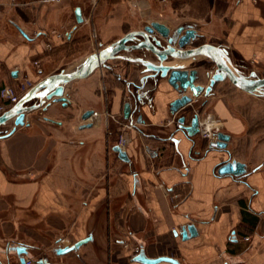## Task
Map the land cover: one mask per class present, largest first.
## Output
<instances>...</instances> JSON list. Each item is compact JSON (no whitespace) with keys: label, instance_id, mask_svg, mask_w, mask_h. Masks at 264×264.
I'll list each match as a JSON object with an SVG mask.
<instances>
[{"label":"crops","instance_id":"0c3cea01","mask_svg":"<svg viewBox=\"0 0 264 264\" xmlns=\"http://www.w3.org/2000/svg\"><path fill=\"white\" fill-rule=\"evenodd\" d=\"M227 1L221 44L244 60L264 61V0ZM70 3L0 0V80L6 71L20 69L18 78L32 81L38 76V83L63 70L47 72L45 66L50 56L61 57L72 38L47 54L41 43L21 42L11 28L31 35L56 29ZM77 7L74 18L79 23ZM152 62L157 63L155 58ZM111 66L116 75L122 74L121 68ZM98 69L66 85L68 103L52 102L45 110L28 112L24 126L0 137V252L24 243L31 264H45L38 262L39 256H47L50 264H145L132 261L139 245L148 257L169 256L180 264H264V135L252 130L264 121H229L236 130L245 126L248 132L229 133L231 154L203 150L191 165L171 166L167 153L156 157L140 152L134 155V170L103 143L104 105L89 85L97 81ZM115 89L111 112L119 115L121 91ZM87 110L93 114L85 120ZM167 113L161 100L148 119L160 121ZM231 159L246 163V173L218 175V167ZM61 238L65 241L59 243ZM85 238L89 240L78 250L57 254L58 247ZM11 255L17 264L15 253Z\"/></svg>","mask_w":264,"mask_h":264},{"label":"rangeland","instance_id":"374dc122","mask_svg":"<svg viewBox=\"0 0 264 264\" xmlns=\"http://www.w3.org/2000/svg\"><path fill=\"white\" fill-rule=\"evenodd\" d=\"M228 5L229 1L227 0H73V3H70L62 13L59 27L45 30V41L39 43L48 54L53 53L54 47L52 46L72 38L70 42H67L69 44L61 49L63 52L61 57L54 59V56H50L51 58H48L51 61L49 65L45 66V69L47 72L54 69L69 71L102 46L116 41L130 31L142 30L154 21L168 25L172 31L181 25L197 24L201 36L192 45L206 42L224 44L225 39L222 37V33L223 25L228 19ZM76 6L83 9L84 20L81 23H77L74 18V7ZM100 43H102L101 47ZM229 50L235 67L244 75L249 76V72L254 70L259 76H264L263 60L247 61L241 58L235 50L231 48ZM129 54L136 56L138 52L134 51ZM202 61L206 63V67L197 68L203 75L204 83L207 84L215 73V64L200 56L196 60H188L191 63L189 66ZM109 64L121 68L122 73L124 70L137 69L134 65L126 66L125 62L120 60L109 62ZM99 68L96 73L97 81L93 80L89 85L90 89H94V92L100 96L104 105V117H107L108 112L105 111V108L108 111L111 109L112 97L116 91L111 88L116 83H112V76L106 77L109 71L107 68ZM101 70L102 72H99ZM208 73L210 76L207 75ZM38 78V76L35 77L32 82H36L35 80ZM106 79L109 81L107 80V82ZM118 86L120 85L118 84ZM105 87L108 89V97H105ZM208 112L211 115L203 116V126L208 128L215 126L222 132L244 135L248 133L245 126L236 130L229 124V121L239 120L244 124L246 121L248 123L259 121L258 123L261 124L260 121H264V97L243 91L229 80L220 81L215 85L209 99L206 114ZM116 124L118 123L110 122L111 129H114ZM9 126H13V122ZM247 128L251 130L250 127ZM125 129L127 130V128ZM126 130L120 132H125L124 135L127 136L128 131L126 132ZM252 130L255 134L264 135V123L260 126H253ZM236 150L242 152L243 146L237 147ZM108 182L109 180L106 181V184Z\"/></svg>","mask_w":264,"mask_h":264},{"label":"water","instance_id":"95a60500","mask_svg":"<svg viewBox=\"0 0 264 264\" xmlns=\"http://www.w3.org/2000/svg\"><path fill=\"white\" fill-rule=\"evenodd\" d=\"M76 18L79 23L83 22L82 11L80 7L76 8ZM19 30L25 35L26 33L19 27ZM157 32L163 40H166V45L161 43V39L152 35ZM138 36H143L144 41H140L136 45H127L129 40L138 39ZM153 36L154 40H151ZM201 36L199 27L197 24H187L177 27L175 30L161 22L154 21L151 25H146L143 30H133L128 32L123 37L110 43L106 47L99 49L97 52H93L83 59L73 70H61L58 73H54L45 77L31 87L20 100L13 104L9 109L0 115V126L9 122H13L14 126L10 131L6 133H0V137H6L12 134L19 126L26 124L25 117L28 112L47 109L52 102L68 103L69 98L65 95V87L75 79H82L90 76L96 68L105 67L112 69L109 65V61L116 59H129L142 63L146 66L147 71H162V76L168 77L169 83L176 89L192 92L193 96H197L202 90L201 85H196L195 80L197 78L196 69H185L189 67L188 61H184L188 58L200 56L206 58L215 64V73L210 78L209 85L205 88V93L209 94L214 85L220 81L229 80L237 88L254 94L258 97H264V76H259L254 70L249 72V76L244 75L234 65L233 59L230 55V50L227 46L216 43H203L200 45H192ZM102 43H100V47ZM145 48L148 52H151L156 56L157 63H147L141 58L131 56L129 53L134 49ZM121 51H126L127 55L120 54ZM165 62L170 64L165 65ZM183 62V63H177ZM192 62V61H190ZM16 72H14L15 74ZM242 75L243 78L238 77ZM252 77V78H250ZM191 96L183 95L182 97L174 100L171 105V110L176 111L180 106L185 105L191 101ZM36 100L31 105L27 103ZM93 114L92 110H87L83 119H88ZM130 114V104H126L125 117L128 118ZM42 121H53L48 117H39ZM93 123H87L82 125L84 127H91ZM198 119L194 118L193 130L189 131V135L193 136L198 132ZM217 141L211 142V145L215 146L218 150L226 151L228 142L231 139V135L226 132L219 131L216 134ZM114 150L117 151L121 160L129 162L127 153L116 145ZM248 166L242 161L231 159L223 162L217 169L218 175H233L239 177L246 173ZM89 238L78 240L77 242L60 246L56 252L59 255L67 254L71 251L78 250L81 245L87 242ZM16 252V263L26 264L27 258L30 259L31 255L28 246L24 243L14 245ZM132 261L142 262L145 264H157L162 261L171 262L172 264H180L178 259L169 256H158L155 258L148 257L145 249L142 247L140 251L133 256ZM50 264L49 260L38 261ZM6 264H12L9 260Z\"/></svg>","mask_w":264,"mask_h":264},{"label":"flooded vegetation","instance_id":"af4514ba","mask_svg":"<svg viewBox=\"0 0 264 264\" xmlns=\"http://www.w3.org/2000/svg\"><path fill=\"white\" fill-rule=\"evenodd\" d=\"M11 32H13L17 38H20L21 42H30L39 45V43L45 39L43 29L36 31L33 35L24 31L27 36H25L20 30L18 31L17 28L12 27ZM152 35L161 39V43L166 45L167 41L163 40L157 32L152 33ZM153 36L151 37L152 41L154 40ZM140 41H144L143 36H138V39L129 40L126 44L132 46L138 44ZM134 51L138 52V55L135 56L130 54L131 56L136 58L139 57L147 63H151L154 58L156 61L158 60L154 54L148 52L145 48L134 49L130 53H133ZM120 54L127 55V52L121 51ZM124 62L126 66L134 65L129 59H124ZM4 64L6 63H3V65ZM35 64L39 66L40 61L36 60ZM167 64H170V62ZM167 64L165 62V65ZM205 65L206 63L202 61L185 68L188 70H197L195 84L203 87V90L197 96H193L190 91L174 88L168 81L171 71H169L167 76L164 77L162 76V71H147L146 66L142 63L136 65L138 67L136 70H124L120 75H116V72L113 69H109V75L107 74L106 77L109 78V76H112V83H116V85L112 84L113 87L111 90H116L115 88H118L121 91L122 113L119 114V117L118 114H113L111 109L108 111L105 108V111L108 112V116L104 117V120H106L105 127L107 134L106 138L103 139V143L105 144L107 151H115L114 147L116 145L120 146L130 159L129 162H127L128 166H130L129 168L133 169V163L135 162L134 155L140 152H148L150 155L156 157L167 153L171 158V166L176 163L182 165L185 164L186 166H188V164L191 165V162L193 161L192 159H200L199 153L203 150L207 153L216 152L218 149L211 145V142L217 141L216 134L220 131V128L213 126L211 128L213 131L212 136L203 131L204 123L202 118L204 115H208V117L211 115L209 112V114H206V111L209 99L212 96L215 85L217 84L214 85L209 94L205 93V88L209 85L210 79L209 83L205 84L203 81V75H201L198 70V68H205ZM5 73L7 77L0 80V115L20 100L32 83V81L28 80L25 76L18 78L20 69L17 70L15 74L14 71H6ZM207 75L210 76L209 73ZM107 80L109 81V79H106V81ZM36 83L37 81L35 84ZM118 84L120 86H118ZM5 89H8V92L7 95L4 96L3 91ZM11 94L14 99L10 97ZM105 94V97H108L107 87H105ZM183 95L191 96V101L180 106L176 111H172V102ZM161 100L164 101L168 116L160 121H149V119L151 120L150 116L152 117L153 114H156ZM35 101L36 100L31 101L27 103V105H31ZM127 103L130 104V114L128 118L125 117V107ZM116 116L118 117L117 119L115 118ZM194 118L198 119L199 130L195 135L190 136L189 131L193 130ZM112 121L118 123L115 125L114 129H111L110 122ZM9 125L10 123L0 126V133L2 134L10 131L14 126V123L13 126ZM157 126H159V128H156ZM125 128H127V130ZM122 130H126V132L128 131V133H126L127 136L124 135L125 132H120ZM225 152L231 154L229 142ZM181 154H187L189 159L184 158ZM176 156L178 157V160L175 161ZM133 173L135 175L137 174L135 171ZM138 180H136V182H138ZM3 250H5V248ZM13 252L16 255L17 250L14 246L8 247L6 251H1L0 260L3 263H8L9 260L12 262L13 255H11V253ZM39 258H46L49 260L47 256H39L37 260H39ZM29 260L30 259L27 258L26 264H28Z\"/></svg>","mask_w":264,"mask_h":264},{"label":"built area","instance_id":"2783aa9c","mask_svg":"<svg viewBox=\"0 0 264 264\" xmlns=\"http://www.w3.org/2000/svg\"><path fill=\"white\" fill-rule=\"evenodd\" d=\"M7 92H8V89H5L4 91H3V95L5 96V95H7ZM10 97L12 98V99H14V97H13V95L11 94L10 95ZM1 109V108H0ZM203 131H204V133H206V134H208V135H213L212 133H213V131H212V129L211 128H208V127H205V126H203ZM247 239H248V237H246ZM65 241V239L64 238H61L58 242L59 243H62V242H64ZM135 251H136V253H138L139 251H140V246L138 245V246H136L135 247ZM135 256V255H134ZM45 260H47L46 258H39V260L38 261H45ZM28 264H31V259L28 261Z\"/></svg>","mask_w":264,"mask_h":264},{"label":"bare ground","instance_id":"6f19581e","mask_svg":"<svg viewBox=\"0 0 264 264\" xmlns=\"http://www.w3.org/2000/svg\"><path fill=\"white\" fill-rule=\"evenodd\" d=\"M199 58V56H195V57H191V58H188V59H186V60H184V61H188V60H196V59H198ZM177 63H183V62H177ZM239 76L238 77H240V78H243L242 77V75H240V74H238ZM254 95V94H253ZM256 96V95H255Z\"/></svg>","mask_w":264,"mask_h":264}]
</instances>
